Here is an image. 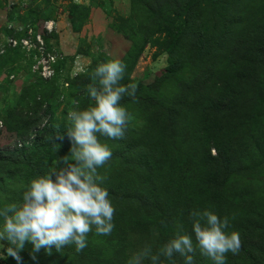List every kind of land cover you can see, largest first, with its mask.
<instances>
[{"label":"trees","instance_id":"16d2710c","mask_svg":"<svg viewBox=\"0 0 264 264\" xmlns=\"http://www.w3.org/2000/svg\"><path fill=\"white\" fill-rule=\"evenodd\" d=\"M130 1L131 13L119 25L131 43L121 59L127 65L121 83L134 82L138 91L135 101L125 94L121 104L134 119L123 139L101 137L112 151L111 160L99 172L116 208L115 228L110 235H96L93 228L87 247L79 253L74 244L60 251L54 247L37 251L26 242L17 257L8 255L5 264H135L140 244L156 253L181 225L195 244L190 212L210 206L221 218L228 216L229 231H238L241 237L239 254L228 253L227 264H264V184L258 182L264 175V165L258 160L261 149L258 145L243 151L236 148L250 137L264 139V0ZM246 2L250 11L259 13L253 25L243 18ZM15 6L9 8L8 23L36 25L40 30L45 21L54 20L41 11L39 0H21ZM23 7L26 12L18 15ZM85 13V6L72 5L69 20L74 32L81 31ZM240 22L250 27V35L227 44L224 35L238 31L235 25ZM3 28L6 38L17 36L7 26ZM45 38L52 47L51 39L58 36L53 33ZM149 44L166 53L168 74L152 84L132 81V72ZM4 57H10L12 66L1 61ZM110 59L99 55L85 73L65 77L64 67L74 60L66 57L56 65V75L47 80L33 73V57L20 48L7 46L0 53V76L8 66L6 81L18 72L17 65L25 66L36 78L23 89L32 112L25 121L31 129L26 141L35 135L32 143L0 148V207L20 203L32 179L62 166L61 157L70 154L68 117L57 121L54 103L48 104L59 94V84L62 90L69 89L73 109L83 110L93 103L87 86L93 83L95 68ZM62 92L60 101L66 98ZM177 107L184 109V116ZM47 116L48 122L39 128ZM234 189L243 191L242 197L231 199ZM140 264L151 261L142 259ZM165 264H183V258L177 254ZM194 264L212 262L197 250Z\"/></svg>","mask_w":264,"mask_h":264},{"label":"clouds","instance_id":"9594fccd","mask_svg":"<svg viewBox=\"0 0 264 264\" xmlns=\"http://www.w3.org/2000/svg\"><path fill=\"white\" fill-rule=\"evenodd\" d=\"M126 69L127 65L118 58L95 68L93 83L87 86V96L93 103L67 114V135L72 146L70 154L61 157L62 166L32 179L20 203L0 207V241L9 245V256L17 257L26 242L37 251L53 247L60 251L74 244L79 253L87 247L93 228L96 235H110L114 230L116 208L108 189L102 186L105 178L99 172L111 160L112 151L101 137L123 139L134 119L121 104L125 94L135 101L138 91L134 82L121 83ZM60 147L58 144L57 150ZM190 216L195 244L193 236L185 233L181 225L175 237L156 253L151 248L137 252L135 264L142 259L165 264L177 254L183 258V264H194L197 250L212 264H227L228 253L239 254L241 237L238 231H229L232 225L228 216L221 218L213 206L193 209Z\"/></svg>","mask_w":264,"mask_h":264},{"label":"rangeland","instance_id":"374dc122","mask_svg":"<svg viewBox=\"0 0 264 264\" xmlns=\"http://www.w3.org/2000/svg\"><path fill=\"white\" fill-rule=\"evenodd\" d=\"M45 1L46 0H39L42 5L41 11L44 10L46 14H50L59 27V34L56 33L59 44L56 47H58L59 51L67 58H74V60H68L66 67H64L65 77L69 75L70 77H74L72 76V69L76 61L82 64L86 72L93 59L97 58L99 55L105 54L113 59L118 58L121 60L130 49L131 43L125 39L124 33L119 27L121 19L128 17L131 13L130 0H47L48 5L44 4ZM20 2L21 0H0V48L3 46L6 39L3 27L4 23L7 22L6 15L9 18V8L14 7V5L18 6ZM74 4L83 5L87 8V13H85L82 19L83 24H81L80 32L73 31L72 23L69 20L70 9ZM246 4L247 7L244 9L245 14L243 18L246 19L248 25H253L254 19L259 17V13L254 10L250 11L251 7L247 2ZM25 7L19 11L17 10L19 12L18 15H23L26 12ZM233 19L234 22L238 21L237 17H233ZM250 19H253L251 23ZM235 27L238 31L234 30L231 31V35L230 33H228L227 36L224 35L227 44L231 42L232 45V42L238 37H246L251 33V30L248 29L250 27L245 28V25H241V22L236 24ZM222 33L226 34L225 28L222 30ZM51 40H53V46L55 47L57 39ZM77 53L81 54L78 55ZM1 61H5L8 63V66H12L10 57L1 58ZM8 66L4 68L5 73L0 76V87H3L0 89V148L2 150L14 149L16 146L21 147L29 145L28 142L32 143L35 136L32 135L26 141V135L31 132V129L26 125L25 121L29 119L32 112L30 99L26 98L23 94L25 85H29V83L35 81V75L25 66L15 65L17 68H15V70L18 72L9 78L11 82L9 80L6 81L8 77L6 75ZM167 66L168 60L166 53L153 44H149L138 60L132 72L131 80L136 82L141 81L144 84H152L155 81L163 80L168 74ZM61 81H64V77H62ZM59 87L60 88H57L59 94H55L53 99L48 101V104L54 103L52 108L55 113V118L57 121H62L63 118L66 116L68 117V112L74 109L72 98L67 94L69 89L67 90V88H65L62 90L61 84H59ZM62 91H64L66 98L60 101L58 100V96L60 97V94L63 93ZM246 96L248 98L249 95ZM43 106L46 107V104ZM177 109H179L184 116V109H180L179 107H177ZM48 120V116L45 117L39 128L44 127ZM68 125H70V123H66L65 127ZM36 132V129L32 131L33 134ZM243 139L247 141L246 138L243 137ZM255 145H258L261 149V151L258 152V156L260 157L258 160L264 165V139L250 137L249 142L242 143L240 146L237 145L236 148L241 149L239 151H243L244 147L251 148ZM261 178L262 177L259 176L258 182L262 181L264 184V175L263 180H261ZM247 181H250V178H248ZM254 183H256V181H254ZM242 193L243 191L240 192L234 189L231 199L234 197H242ZM140 248L144 250L145 245L140 244ZM6 249L7 242L0 241V264H5L8 257Z\"/></svg>","mask_w":264,"mask_h":264},{"label":"built area","instance_id":"2783aa9c","mask_svg":"<svg viewBox=\"0 0 264 264\" xmlns=\"http://www.w3.org/2000/svg\"><path fill=\"white\" fill-rule=\"evenodd\" d=\"M6 26L12 29L17 36L7 37L0 48V53L4 54L7 46L12 49L20 48L26 53L27 57H33V73L47 80L52 79L56 75V65L66 59V56L59 51L58 47H49L45 38V36H50L57 32V22L55 20H47L40 30L36 29V25L15 23V21L8 23ZM51 45H53V41ZM83 72H85L84 67L76 61L72 69V76Z\"/></svg>","mask_w":264,"mask_h":264},{"label":"crops","instance_id":"0c3cea01","mask_svg":"<svg viewBox=\"0 0 264 264\" xmlns=\"http://www.w3.org/2000/svg\"><path fill=\"white\" fill-rule=\"evenodd\" d=\"M6 21H7V22L4 23V26H6L7 23H8V21H9V18L7 17V15H6ZM58 28H59V27H58ZM58 28H57V32H56L57 34H59V29H58ZM57 43L59 44L58 39H57V41H56V44H57Z\"/></svg>","mask_w":264,"mask_h":264}]
</instances>
